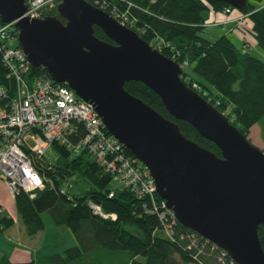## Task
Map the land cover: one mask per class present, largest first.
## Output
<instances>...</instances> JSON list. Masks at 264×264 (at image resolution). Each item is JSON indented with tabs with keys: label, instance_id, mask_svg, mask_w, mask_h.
<instances>
[{
	"label": "water",
	"instance_id": "95a60500",
	"mask_svg": "<svg viewBox=\"0 0 264 264\" xmlns=\"http://www.w3.org/2000/svg\"><path fill=\"white\" fill-rule=\"evenodd\" d=\"M243 9L248 0H213ZM27 0H0L1 22L13 23L33 68L68 84L94 104L109 132L150 171L157 192L184 226L224 249L238 264H264V151L182 80L183 68L136 31L87 0H61L57 17L24 16ZM94 25L113 41L98 38ZM140 81L169 113L195 127L222 152L187 138L125 89Z\"/></svg>",
	"mask_w": 264,
	"mask_h": 264
},
{
	"label": "trees",
	"instance_id": "16d2710c",
	"mask_svg": "<svg viewBox=\"0 0 264 264\" xmlns=\"http://www.w3.org/2000/svg\"><path fill=\"white\" fill-rule=\"evenodd\" d=\"M87 1L112 16L125 14L126 25L153 48L179 65L187 63L182 80L188 86L225 114L249 141L251 128L256 124L264 140V59L251 54L245 46L239 48L226 34L215 40L202 35L210 11H224L227 7L233 10L231 5L213 0ZM59 3L57 0L55 6L44 7L42 17H57L65 23L57 11ZM240 11L246 20L241 25L235 23L234 29L246 36L249 34L264 51V0H248ZM3 25L0 19V28ZM10 32L15 46H19L14 25ZM94 32L98 38L113 42L101 27L94 25ZM0 43L6 45L5 40L0 39ZM191 64L200 79H188L185 68ZM31 72L51 76L43 67H32ZM11 82L0 48V86L9 87ZM194 83L198 86L193 87ZM125 89L177 122L187 138L222 156L220 148L201 136L189 122L175 119L160 96L146 84L128 81ZM79 127L82 136L85 129L83 124ZM53 147L57 152L55 162H49L45 155H34L35 167L44 177V188L35 196L20 190L15 197L16 212L28 236L44 229L42 214L50 213L57 226L71 230L76 245L62 253L28 262H14L0 254V264H230V255L225 257V262L220 261L221 248L179 221L170 239L164 232L159 213L154 211L152 200L139 197L123 184L111 187L114 176L99 165L89 151L68 148L58 142ZM127 152L132 154L128 149ZM72 179L77 187V192L73 193L67 188ZM155 199L161 200L158 193ZM90 202L100 205L108 217L96 214ZM112 214L116 215L115 219ZM15 222V217L0 204V230H7ZM259 236L264 250L263 225L259 227ZM193 240L197 246H191Z\"/></svg>",
	"mask_w": 264,
	"mask_h": 264
},
{
	"label": "built area",
	"instance_id": "2783aa9c",
	"mask_svg": "<svg viewBox=\"0 0 264 264\" xmlns=\"http://www.w3.org/2000/svg\"><path fill=\"white\" fill-rule=\"evenodd\" d=\"M56 3L57 0H27L28 10L24 16L43 18V8L53 7ZM224 12L230 14L232 9L227 7ZM113 17L127 26L125 14L116 13ZM245 20L241 14L233 19L237 25ZM13 25L6 23L0 28V39L6 42V45L0 43L3 61L12 79L9 87L0 86V182L6 184L11 197L15 198L20 190L35 196L44 188V177L35 167L33 157L45 155L47 149L58 142L68 148L89 151L114 179L139 197L150 198L154 211L163 221L165 234L173 239L174 225L179 220L165 199H155L158 193L156 181L147 166L129 154L126 146L109 132L92 102L82 99L69 86L54 81L51 76L32 74L27 55L20 46H15L10 32ZM185 65L186 62L180 66ZM197 86L193 84V87ZM79 124L85 129L82 136ZM113 194L111 192L110 196ZM89 204L96 214L108 217L100 205ZM111 216L116 218L115 214ZM192 245L197 246L195 240ZM222 250L219 260L225 262L229 254ZM229 262L237 263L233 258Z\"/></svg>",
	"mask_w": 264,
	"mask_h": 264
},
{
	"label": "rangeland",
	"instance_id": "374dc122",
	"mask_svg": "<svg viewBox=\"0 0 264 264\" xmlns=\"http://www.w3.org/2000/svg\"><path fill=\"white\" fill-rule=\"evenodd\" d=\"M240 13L241 11L236 8H234L232 10V13L230 14H226L224 11L211 10L209 13L207 22H206V27L204 28L202 35L204 37H207L210 40H215L222 34L226 33L228 37L239 48H242L244 41L239 35L238 30L233 29L235 32H232L231 29L229 28L230 26L225 25L226 20L229 17H233L236 15L238 17ZM247 24H249L248 21H247ZM247 36L250 40H253L249 34ZM249 47L250 48L248 49L251 52V54L264 59V51L261 48H259L257 45L255 46L254 44H253V47L252 46H249ZM193 67H194V64H191L190 66H187L185 68V71L188 72L189 74L188 79L191 77L194 79H200V77L194 73ZM260 134H261L260 127L259 125L256 124V126H254L253 129L251 130V135L249 136V138L254 145L258 146L260 149L264 151V141H262L263 143L261 142ZM30 143L32 144V141H30ZM45 157L49 162H55L57 158V152L53 146L47 149L45 153ZM119 185H122V184L117 179H114L113 182L111 183V187L113 188ZM67 188H69V190L72 193L77 192V187L73 179L70 180V182H68ZM0 195L4 196L7 199L8 201L7 204H9V214H11L16 219V222L13 225L14 229H12V230H15L16 228H18V226H22L21 222L18 220L15 202L12 200L9 190L4 187H0ZM42 217H43L44 222L46 223V231L44 235H40V237H37L36 239V243H37L36 247L39 253L38 257L40 256L43 257V256L51 255L54 253H62L67 248L76 245V239L68 227L57 226L51 214L48 212L43 213ZM5 232L6 230L4 231L0 230V247L1 248L2 247L5 248V245H8V237L7 235L5 236Z\"/></svg>",
	"mask_w": 264,
	"mask_h": 264
},
{
	"label": "crops",
	"instance_id": "0c3cea01",
	"mask_svg": "<svg viewBox=\"0 0 264 264\" xmlns=\"http://www.w3.org/2000/svg\"><path fill=\"white\" fill-rule=\"evenodd\" d=\"M237 17H229L226 20L225 25L230 26L229 28L231 29L232 32H235L233 29L235 27V22L233 19ZM251 26V23L249 22L248 24ZM239 32V35L246 42H243V46H245L246 49L250 48L249 46L253 47V44L256 46L255 42L253 40H250L244 33H242L239 29H237ZM226 34V33H225ZM223 35V34H222ZM227 35V34H226ZM256 126V125H254ZM253 126V127H254ZM251 128V130L253 129ZM251 135V133H250ZM261 136V134H260ZM261 142L264 141L262 137L260 138ZM263 143V142H262ZM0 187H4L7 189V186L4 182H0ZM12 200L15 202V198H12ZM7 199L4 196L0 195V204L3 206V208L9 212V204H7ZM45 227L42 231L37 233L36 235L33 236H28L26 233L23 231L21 226H18L15 230L14 227H10L6 230L5 236L7 235L8 237V245H5V248L0 247V254H5L10 258V260L14 262H28L31 260L38 259V249L36 247V239L37 237H40V235H44L46 231V223L44 222ZM53 231V230H52ZM55 232V230H54ZM42 237V236H41ZM7 247V248H6Z\"/></svg>",
	"mask_w": 264,
	"mask_h": 264
}]
</instances>
